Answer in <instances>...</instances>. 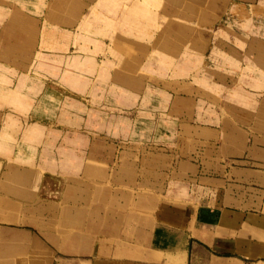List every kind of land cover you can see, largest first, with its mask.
Returning a JSON list of instances; mask_svg holds the SVG:
<instances>
[{
    "label": "rangeland",
    "instance_id": "rangeland-1",
    "mask_svg": "<svg viewBox=\"0 0 264 264\" xmlns=\"http://www.w3.org/2000/svg\"><path fill=\"white\" fill-rule=\"evenodd\" d=\"M80 1L87 3L80 12L95 7V0H36L31 10L20 0H0V74L12 77L11 88L15 78L24 77L26 93L34 87L39 91L43 82L56 93L41 104L39 92L22 112L0 104L1 122L21 121L15 131L8 129L10 149L3 171L30 169L38 161L17 158L19 151L14 157L19 141L51 135L86 140L81 158L63 159L72 178L80 175V186L86 188L81 195L68 193L70 200L63 204L70 210L60 202L62 189L58 195L36 193L38 199L56 203L54 208L36 209L35 200H29L36 192L30 175L20 185L0 191V264L132 262L128 246L133 243L118 239L123 225L114 229L111 222L116 221L115 212L146 211L143 202L152 209L151 229L164 224L166 217L183 218L190 238L187 256L185 249L183 257L179 250L160 253L150 257L151 264L164 256L174 264H223L214 246L223 231L236 230L232 237L264 243V232H252L244 224H220L214 230L190 224L193 204L200 213L227 210L229 218L232 212L257 213L254 204L264 197L258 191L264 186H258L251 171L264 170V126L256 123L264 113V0H119V8L134 7L129 22L120 25L122 36L104 20L117 16L73 14L82 6ZM19 11L28 16L18 17L24 19L21 24L11 23ZM92 18L105 33L88 30ZM90 39L109 48L123 43L144 46L148 54L143 63L129 64L130 71L124 70L129 65L122 59L108 70L100 59L98 64L89 58L79 63L73 57H85L86 52L76 53L75 48H93ZM61 45H66L65 52L58 48ZM128 55L134 57L133 49ZM110 57L117 59L112 52ZM79 66L87 69L77 72L86 79L74 74ZM106 70L119 78L126 73L139 78L129 88L136 93L133 101L114 96L111 84L121 89L128 85L106 78ZM16 93L7 89L2 97L15 103ZM36 120L48 125L39 134L36 126L29 128ZM239 141L245 142L241 154ZM94 167L104 175L96 176ZM16 178L5 176L9 181ZM127 191L135 196L128 207ZM138 194L145 198L136 204ZM76 208L83 209V215ZM238 259L242 264H264V252H248Z\"/></svg>",
    "mask_w": 264,
    "mask_h": 264
},
{
    "label": "crops",
    "instance_id": "crops-1",
    "mask_svg": "<svg viewBox=\"0 0 264 264\" xmlns=\"http://www.w3.org/2000/svg\"><path fill=\"white\" fill-rule=\"evenodd\" d=\"M17 1V0H16ZM22 2H24L27 6H31V10H35L34 7V3L36 4V0H20ZM90 1V0H88ZM99 0H95L94 4L95 7L93 6L92 8L94 9L92 12L90 10H92V8H90L87 12L86 11H82L80 12L81 9H83V6L87 5L86 1H80L78 2V4L81 6L79 7L78 11H74L73 14L75 15H85V16H98V15H102V16H117L116 19H104L109 21V26H116L117 28V32L119 33V36H122V32L120 33L119 29H120V25L129 22L128 19V15H130V13L133 12L134 7L133 8H119V0H101L100 2H98ZM21 2V3H22ZM90 6V5H89ZM88 6V7H89ZM33 13V12H32ZM14 14V15H13ZM12 17H11V23H22V20L24 21V19H20L18 18L19 16H28L24 13L19 12H15L13 13ZM13 17L15 18L14 21H12ZM17 19V20H16ZM90 20V19H89ZM106 21V22H107ZM92 22V23H91ZM88 30H90L91 32L94 33H105V30H103V28H101V26H99V23H94L93 18L89 21L88 23ZM68 32V31H67ZM121 34V35H120ZM124 34V33H123ZM117 36L115 35L114 37H112V39H115ZM90 41L94 44L93 48H86L83 49L81 48V46H78V49L75 48V52H86L85 57L84 56H74V58H78V62L79 63H84V60L86 59H91L93 60L95 63H97L96 59H100L99 61H101V63H106L107 64V70L109 68V65L112 63V65L116 66L119 64L120 60L122 59L124 63L129 64H141L143 63V58L145 56H147V52L148 50L142 46V48H137V47H133L130 45H125V43L121 44L118 47H114V48H109V45H107V43H103V44H98L99 42H96L97 40L95 39H90ZM95 45L97 47H95ZM103 45V46H100ZM66 45H61L58 48L63 50L65 52L66 50ZM111 46V45H110ZM73 48V47H72ZM161 49V47H159ZM70 48H68L69 52H70ZM129 49H133L134 51V57L130 58L128 55ZM109 50V51H108ZM96 51V52H95ZM101 51V52H100ZM99 52V53H98ZM111 52L113 54H115L116 56V60L110 57L109 55H111ZM106 54L107 58L105 61L101 60V54ZM98 54V56L96 55ZM47 56L51 57V54H46ZM56 57H60L58 55H53ZM113 56V55H112ZM100 57V58H99ZM80 59V61H79ZM119 59V60H118ZM158 59H156L155 62H157ZM73 63V61H72ZM98 64V63H97ZM132 68V65L126 67V71H130ZM74 69H76L74 67ZM106 71H104V75L106 78H110V79H120L122 81H124V85H128V89H121L119 88V86L117 85H113L111 84V88L113 89L112 93L114 94V96H125L124 99L125 101H133L134 97L136 96V93H134V91H130L129 88L136 85L139 81V78H136L134 76L128 75L126 73V75H124L123 77L119 78L118 75H115V73H108ZM87 69L84 67H78L77 71H75V75H79L81 78H85L84 76H82L81 74L86 72ZM81 74H78V73ZM88 72V71H87ZM73 73V72H71ZM108 73V74H107ZM12 78V77H11ZM10 77H5L3 74H0V81L4 83V85H2L0 83V104H8V107H10L11 111L17 112V111H27L30 108V102L33 101L34 97L36 96H40L41 100L40 103L48 101V100H52L55 98V92L49 90V88L47 87L49 83L43 82V86L41 87V89L38 88L36 89L31 88L30 90L32 91H24L27 86L26 82L24 81L25 78L24 77H18L15 78L16 81V86L14 88L9 87V80H12ZM31 77H29L30 79ZM45 79L49 80V78L45 77ZM86 79V78H85ZM18 80V82H17ZM8 84V85H7ZM30 88V87H29ZM85 88V87H84ZM81 88H74L77 91H82L84 90ZM10 90V91H15L17 92L15 95L18 97L19 101L13 103L12 100H6L2 97V94H4V92L6 90ZM28 90V89H27ZM40 92V93H39ZM39 93V94H38ZM111 93V94H112ZM38 94V95H37ZM41 94H44L43 97L41 96ZM112 94V95H113ZM38 96V97H39ZM38 100V98H37ZM41 103V104H42ZM40 104V105H41ZM35 105H33L34 107ZM264 113H262L261 115H263ZM12 115V114H10ZM260 115V121L258 120L256 123L260 124L261 126H264V120L262 119V116ZM15 116V115H14ZM18 121L13 120L12 121H8L7 124H4V121H0V191H4L6 192V190H8L10 188L11 184H17L20 185L21 181H25V179L27 178V175H30V181H32V183L34 184L35 188H36V192H35V199H29V200H35V203L37 204L36 209L40 206V205H48L50 207L55 206V202H51V201H42L40 199H38L36 197V193H38L39 191L42 192H47L50 194H54V195H58L59 193H61L60 189H62V195H63V199L60 201L63 203H65V201H69L70 198L68 196V193L71 192L72 190L75 192H78L80 195L86 192V188H82L80 186V184L82 183L80 175L79 177L76 179L75 177L72 178V172H69V168L66 166V164L64 163L63 159H65V157H74V158H81V154L85 153L83 152L85 146H86V140L84 137L82 136H66V137H61L60 139H57V136L55 137V135H51L49 138L45 139V137L43 139H34V140H30V142L27 141H19L18 143V148L17 149H13V154L14 157L16 156L17 151H19V153H17L18 156H16L17 158L20 159H24L25 162L27 161H33L35 158L38 160L36 162V164L34 165V167H31L30 169H26V168H22L20 170H16V171H3V163L4 160L7 159L8 156L5 155L6 152L9 151L10 149V141H8V138H10L11 136L9 135L8 129H13L14 131L17 129V127L19 128L18 125ZM21 122V121H20ZM19 122V123H20ZM36 126L38 128L37 132L39 134L40 131H42L43 129L47 128V124L46 122H44L43 120H36L35 122L31 123L29 125L30 127ZM2 129V130H1ZM25 132V131H24ZM44 136L45 134L48 133V131H43ZM37 134V135H38ZM24 135V133H23ZM36 135V136H37ZM34 136V138L36 137ZM24 138V136H23ZM26 139V138H24ZM57 139V140H56ZM19 140V139H18ZM12 145V143H11ZM62 145V146H59ZM238 148V153L241 154L243 152V150L245 149V142L244 141H239V143H237L236 145ZM9 148V149H8ZM16 152V153H15ZM30 160H29V159ZM28 159V160H25ZM60 160V161H59ZM95 169V174L96 176L99 175L100 170L97 167H94ZM254 174L252 175L254 178V181L256 180L258 183V186L263 187L264 186V170H251ZM32 174H36V177L33 178V176H31ZM102 174V173H101ZM6 175H11L14 177H18L16 178L17 180L15 181H9L7 179H5ZM70 175V176H68ZM104 175V174H103ZM103 175H99V176H103ZM67 176V178H66ZM22 177V178H21ZM21 178V179H20ZM73 182V186L72 185ZM62 185V188L60 187ZM7 187V189H6ZM64 187V188H63ZM12 190V189H11ZM18 190H20V186L18 188ZM17 190V191H18ZM21 191V190H20ZM259 192L264 193V190H258ZM22 192V191H21ZM23 196L24 195V192ZM133 192H129L127 191L125 193V197H124V203H126V206L128 207L129 205H132V199L133 197H135L133 194ZM260 196V195H259ZM263 196V195H262ZM144 195L138 194L137 196V203L139 204L141 202L142 199H144ZM27 199V198H26ZM1 202V201H0ZM135 204V203H134ZM255 205V211L256 212H249L247 214H244L242 212H232L233 215L230 216L228 218L227 216V210L225 211H221L219 212V214H215V211H211V210H206V211H201V213L199 212V208L198 206H195V204L191 205V210L190 213L192 214L191 216V220H190V224L192 225L191 227H195V228H203V229H210L212 228L213 230L218 227L220 224H230V225H236L239 226V224H244L248 230L250 229L252 232L255 231L256 228H258L261 232H264V197L261 198L259 201L257 200ZM15 207H17L18 205L16 203H14ZM125 206V207H126ZM63 209L64 210H70L71 206L68 205H64ZM142 208L146 209V211H141V212H136V210H132L131 212H115L116 217V221H112L111 226L113 225V228L115 229H119L122 226V235L118 236V239H123L124 237L126 238V240L131 241V243H133L132 245L128 246V256L131 257L133 256L135 259L128 262H122V260H118L115 261L113 264H151V259L150 257L153 255H157L160 253H164V255H171V252H175L177 253L178 250L181 251V255L183 257V252L182 250H184L185 252V256H187L188 253V246L190 243V238L188 237V233L185 232V225L183 226L184 222L186 221L185 219H173V218H169L166 217V219H164V224H159L157 226H155L153 229H151L152 224H155L154 221V217H152V215L150 214L151 212V207L149 205L146 206L145 203L143 202V204L141 205ZM79 215H83L84 210L81 208H76ZM230 220V221H227ZM189 222V221H188ZM169 223V224H168ZM165 224L170 225L166 226ZM183 226V227H182ZM184 228V229H182ZM233 229V228H232ZM230 229V231L232 230ZM221 231V229H219V232ZM224 232V236L222 238H218L217 243H215V247L218 248L216 249L215 253L218 256V259L221 258L225 263L223 264H242L239 259L238 256H242V255H246L248 254V252L250 254L253 255H261L264 252V243L263 242H254L252 240H250L248 238H242L240 236H235L232 237V235H235L236 230H232V234L230 232L223 231ZM228 236H227V235ZM208 236V234H207ZM199 246H196V252L199 251ZM182 249V250H181ZM175 250V251H173ZM170 252V253H167ZM59 254V253H57ZM174 255V254H173ZM195 257V256H194ZM130 259V258H129ZM153 264H174L170 261H167L166 256H164V258H162V260H153L152 261ZM79 264H82V261L79 262ZM180 264V263H179Z\"/></svg>",
    "mask_w": 264,
    "mask_h": 264
}]
</instances>
